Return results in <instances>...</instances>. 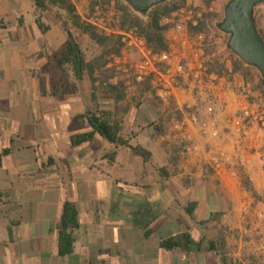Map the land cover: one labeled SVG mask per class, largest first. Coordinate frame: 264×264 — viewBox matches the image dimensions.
<instances>
[{
  "label": "crops",
  "instance_id": "1",
  "mask_svg": "<svg viewBox=\"0 0 264 264\" xmlns=\"http://www.w3.org/2000/svg\"><path fill=\"white\" fill-rule=\"evenodd\" d=\"M256 17L255 5L264 40ZM71 30L85 61L101 55L85 33ZM178 34L189 36L185 26ZM66 41L54 8L0 0V264H264V163L257 152L241 154L248 190L231 157L241 110L264 108L258 76L232 72L229 60L204 92L164 97L108 64L105 76L94 70L93 83L86 72L76 76L59 63ZM186 106L218 122L221 138L190 123ZM97 110L112 114L119 139L93 130L86 114ZM65 204L78 227L70 253L60 255ZM248 225L258 234L245 238ZM233 228L235 239L227 234ZM247 243H258L257 251Z\"/></svg>",
  "mask_w": 264,
  "mask_h": 264
},
{
  "label": "trees",
  "instance_id": "2",
  "mask_svg": "<svg viewBox=\"0 0 264 264\" xmlns=\"http://www.w3.org/2000/svg\"><path fill=\"white\" fill-rule=\"evenodd\" d=\"M33 1L35 3V7L40 11L53 8L62 11H57L56 17L58 18L62 29L67 35V41L61 51L62 57L59 60L60 65H71L76 76H81L83 72H86L92 83L95 81V78H93L95 69L101 71V74L105 76V67L110 61V56L121 55V51L123 49L121 36L117 32L107 35L99 33L92 24L84 22L81 19V17L76 13L74 5L70 2V0ZM212 1L213 0H204V5L208 7ZM261 2H264V0ZM111 3H113V9L117 18L118 25L116 28L118 31L133 29L137 35L143 38L147 48L153 54H160L169 50V42L166 39L165 34L170 29L171 25L168 23H163V19L169 18L172 13L181 9L185 5L184 0L180 2H175V0H166L147 9H134L125 0H91V8H94L96 5L102 7L108 6L111 5ZM208 17V13L201 14L197 18L195 24L188 22L186 25V30L189 36L195 37L201 34L204 36V44L208 43L207 41L209 37L207 30ZM36 23L42 32L47 29V26H43L39 20H36ZM220 24L221 22L216 24L217 29L227 33L221 28ZM72 28L87 34L89 38L101 48L102 52L98 58L92 61H85V54L82 51L79 42L76 40V36L72 32ZM226 46L228 50L235 56V58L231 61V71L233 72L235 70H239L245 78L251 80L252 75L247 68L251 65L246 64L241 58L238 57V55L230 48L228 40L226 41ZM211 47L212 45L210 43L209 46L204 50L205 53L210 56L208 62V71L216 74L226 73L225 62H221L218 57L213 56L214 54ZM243 65H246V67ZM255 89H257L260 94L264 96V78L260 72L258 74L257 83L255 84ZM86 118L88 119L93 130L98 132L104 139L108 141H115L116 139H119L117 133L120 131V126L109 111L97 110L94 112H88L86 114ZM90 137L91 134L86 133L79 136L78 138L84 140ZM141 154L144 158L146 157V154ZM240 179L243 187L250 190L246 175L240 174ZM252 195L260 199V197L257 196L255 192H252ZM77 227L78 219L75 209L71 205L65 204L61 215V229L59 232L60 255H66L70 253L73 243L71 230ZM216 247L218 249V253L222 257L223 243L221 241L216 243Z\"/></svg>",
  "mask_w": 264,
  "mask_h": 264
},
{
  "label": "built area",
  "instance_id": "3",
  "mask_svg": "<svg viewBox=\"0 0 264 264\" xmlns=\"http://www.w3.org/2000/svg\"><path fill=\"white\" fill-rule=\"evenodd\" d=\"M99 7L96 5L93 8L94 13L99 10ZM178 11L185 14L188 22L196 23L198 17L196 12L181 8L172 15H176ZM168 21L169 18L163 19V23H168ZM113 32H117L121 36L123 46L135 50L140 57L134 62H129L122 54L120 56L112 55L108 62L109 67L128 73L136 82L147 83L149 89L160 96L170 97L177 90L204 92L210 83L217 80V76L208 71L210 56L204 50L209 46L210 41L208 38V43L204 44L202 34L195 37L185 36L184 38L174 35L168 40V51L153 54L147 48L143 38L137 35L133 29L113 30ZM216 101H218V96L215 93L212 94V98L209 97L210 112H213L211 107L217 103ZM186 110H190L187 112L189 122L197 124L203 134H208L212 138L219 137L220 132L214 120L201 119L198 111L193 110L192 107L186 106ZM241 118L243 120L242 126L236 131L238 146H242L244 149L259 148L264 163V141L262 140L264 108L243 109L241 110ZM252 124L255 125L254 130H250ZM218 157L221 160L228 159L227 155L222 152L219 153Z\"/></svg>",
  "mask_w": 264,
  "mask_h": 264
},
{
  "label": "rangeland",
  "instance_id": "4",
  "mask_svg": "<svg viewBox=\"0 0 264 264\" xmlns=\"http://www.w3.org/2000/svg\"><path fill=\"white\" fill-rule=\"evenodd\" d=\"M182 0H175V2H180ZM229 0H213L208 7L204 5V0H184L185 5L182 7L183 9H191L196 14H198V17L201 14L208 13L209 17L207 19V30L209 34V41L212 45V52L213 56L218 57L221 62L226 61H232L235 56L228 50L226 46V41L229 38L228 33H224L217 29L216 24L218 22H221L224 18V9L226 4ZM70 2L74 5V8L76 10V13L81 17V19L84 22H88L92 24L96 30L99 33L102 34H112L113 30H117V18L115 16V12L113 9V3L108 6H100L99 10L94 13V9L91 8V0H70ZM55 12H62L60 10L54 9ZM256 20L259 26L262 24L261 17L263 18L264 22V2H260L256 4ZM197 17V18H198ZM92 22V23H91ZM188 21L185 18V14L183 12L178 11L176 15H172L169 17L168 24L171 25L170 29L166 32L165 36L167 40H170L174 35H179L177 29L182 28V26L187 25ZM73 29V28H72ZM82 35V34H81ZM87 35V34H86ZM88 36V35H87ZM89 37V36H88ZM90 39V38H89ZM92 44H94L93 41H91ZM90 42V43H91ZM121 54L125 56L126 60L129 62L136 61L140 55L135 50L123 46V49L121 51ZM212 58V57H211ZM253 68V72H250L252 76L255 77L258 76L259 70L255 68L254 66H251ZM117 73L116 75H122L124 73H120L121 71L115 70ZM126 74V73H125ZM131 77V76H129ZM262 108V107H261ZM216 126L218 127V122L216 123ZM222 133L224 135H227L228 133L231 134L229 131L223 130ZM218 138H221V135H219ZM262 140L264 141V131L262 133ZM239 148L236 149L232 153L231 157L234 158L232 160V167L234 170L240 175L244 174L246 175L247 172L244 170L242 164L239 162L241 154L245 155L247 153H255L257 152L260 159H262V153L257 147H252L251 149H244L242 146H238ZM219 154V153H217ZM263 168H261L262 170ZM256 198V197H255ZM254 201H257L254 200ZM251 217H255V213L253 211L249 212ZM246 232L243 231V235L245 238H249V235H257L258 228H255L252 225H248L246 228ZM230 233L232 235V238L234 239L240 234V230L238 228H233L228 230L227 234ZM258 243H247L245 245V249L248 250V252L255 250L257 251Z\"/></svg>",
  "mask_w": 264,
  "mask_h": 264
},
{
  "label": "water",
  "instance_id": "5",
  "mask_svg": "<svg viewBox=\"0 0 264 264\" xmlns=\"http://www.w3.org/2000/svg\"><path fill=\"white\" fill-rule=\"evenodd\" d=\"M134 9H147L166 0H125ZM263 0H229L221 28L229 34L230 48L264 78V40L257 32L253 10Z\"/></svg>",
  "mask_w": 264,
  "mask_h": 264
}]
</instances>
